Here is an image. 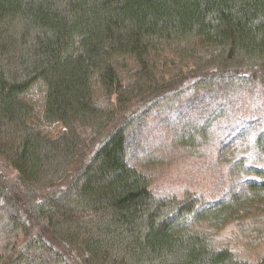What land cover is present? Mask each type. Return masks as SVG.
<instances>
[{
    "label": "trees",
    "instance_id": "16d2710c",
    "mask_svg": "<svg viewBox=\"0 0 264 264\" xmlns=\"http://www.w3.org/2000/svg\"><path fill=\"white\" fill-rule=\"evenodd\" d=\"M235 80L264 82V0H0V157L18 182L0 189V264H69L54 243L77 264H264V237L237 238L243 254L222 236L264 201V127L222 158L219 200L157 195L128 153L141 105Z\"/></svg>",
    "mask_w": 264,
    "mask_h": 264
},
{
    "label": "rangeland",
    "instance_id": "374dc122",
    "mask_svg": "<svg viewBox=\"0 0 264 264\" xmlns=\"http://www.w3.org/2000/svg\"><path fill=\"white\" fill-rule=\"evenodd\" d=\"M159 63L162 64V61ZM133 65L132 61H127V66ZM169 67L172 68V64ZM235 81L231 87L236 86V89L227 88L219 94L217 92V96L205 97L203 92L197 94L188 90L189 93H178L158 102H149L136 110L128 153L132 164L149 172L152 189L157 195L182 196L185 190L193 191L207 200H219L226 195L232 179L222 158L235 146L237 148L253 130L264 127V82L245 83L241 89L237 87L239 81ZM32 93L31 100L36 103V112L39 114L43 93L40 89H35ZM95 99L106 104L98 85ZM198 104L203 106L205 113L214 111V114L220 115L219 118L206 122L203 119L205 116L199 114ZM217 106H224L225 111ZM200 119L201 135L198 133L193 136L196 137L193 145L182 146L177 143L176 135L183 132L188 134L187 126L198 123ZM42 129L55 137L61 133L63 126L53 124L43 126ZM17 183L16 171L0 157V189L10 193ZM252 208L248 217L229 225L222 233L231 245L237 241L239 246L236 244V247L243 254L249 245L243 241L240 243L237 238L264 237V201ZM54 244L69 264H77L69 249L64 245Z\"/></svg>",
    "mask_w": 264,
    "mask_h": 264
}]
</instances>
